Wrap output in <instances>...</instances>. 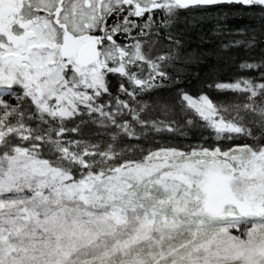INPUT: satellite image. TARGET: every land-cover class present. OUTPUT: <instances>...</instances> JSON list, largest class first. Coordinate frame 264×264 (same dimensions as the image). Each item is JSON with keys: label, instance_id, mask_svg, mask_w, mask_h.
Returning a JSON list of instances; mask_svg holds the SVG:
<instances>
[{"label": "snow or ice", "instance_id": "obj_1", "mask_svg": "<svg viewBox=\"0 0 264 264\" xmlns=\"http://www.w3.org/2000/svg\"><path fill=\"white\" fill-rule=\"evenodd\" d=\"M0 264H264V0H0Z\"/></svg>", "mask_w": 264, "mask_h": 264}]
</instances>
